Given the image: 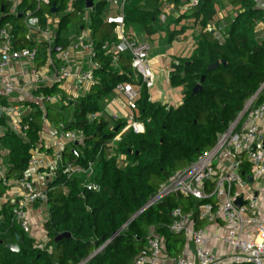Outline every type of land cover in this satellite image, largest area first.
I'll use <instances>...</instances> for the list:
<instances>
[{
	"label": "trees",
	"instance_id": "trees-1",
	"mask_svg": "<svg viewBox=\"0 0 264 264\" xmlns=\"http://www.w3.org/2000/svg\"><path fill=\"white\" fill-rule=\"evenodd\" d=\"M93 1L88 25L79 16L86 12V0H50L37 14L44 27L48 17L55 16L51 13L53 6L59 9L56 15L61 16L57 29L60 47L71 42L73 37L65 38V35L72 29L78 28L76 36L79 37L88 26L95 61L100 65L94 72L95 83L90 92L62 107L46 104L45 111L31 104L32 121L24 136L8 129L6 119L0 116V126L6 129L0 135V160L7 166L8 179L22 178L30 169L32 151L40 143L46 121L57 128L63 125L64 131L83 133L84 140L68 146L64 159L73 166L85 168L91 163L93 173L68 178L65 169L57 171L46 203L49 217L44 229L48 242L43 249L16 222L11 212L13 206L4 205L0 210V264H135L152 233L165 239L170 256L181 254L185 241L183 236L170 231L172 212L182 207L196 217L198 208L210 200L198 202L171 196L138 213L174 173L191 166L216 145L218 136L237 119L246 101L264 82V40L257 37V28L264 24V0H229L239 9L221 36L209 30L219 22L220 0H197L182 15L179 8L187 7L191 0H128L124 9L127 30L137 26L149 37L165 33L171 43L187 30L185 26L179 31L171 30L172 26L193 20L199 33L192 55L171 62V86L183 90V103L169 107L151 102L148 89L142 86L137 107L146 132L143 135L126 133L117 144L114 157L109 159L108 145L126 122L117 121L110 128L105 119L91 121L89 117L103 112L101 99L115 92L119 84L141 82L131 74L128 53L121 54L115 66L112 57L102 50L104 44L116 42V25L105 20L111 11L107 0ZM170 4L176 6L177 12L175 16L167 15V21L162 22L163 7ZM10 9L9 0H0V30L7 24L12 25L16 46L31 48L33 44L26 41L20 14L34 10V0H25L19 15H12ZM39 45L37 66L44 65L40 59L45 55V47ZM217 62L218 69L209 71L208 66ZM198 84L202 90L193 94ZM58 91L57 86H43L38 93L56 95ZM0 105H6L1 98ZM120 156L125 158L123 167L117 162ZM243 172L249 174L250 167L244 165ZM90 183L98 184L100 192L87 191ZM9 189L0 184V197ZM66 233L71 237L55 241L57 236ZM8 245H18L20 251L13 252Z\"/></svg>",
	"mask_w": 264,
	"mask_h": 264
},
{
	"label": "built area",
	"instance_id": "built-area-1",
	"mask_svg": "<svg viewBox=\"0 0 264 264\" xmlns=\"http://www.w3.org/2000/svg\"><path fill=\"white\" fill-rule=\"evenodd\" d=\"M24 1L9 0L10 13L19 15V8ZM34 2V10L22 13L26 41L33 44L31 48L16 46L12 25L7 24L0 30V98L6 102V105H0V116L6 119L8 129L21 136H24L29 128L33 108L29 105L16 106L12 102L16 94L33 96V103L39 105L43 111L46 104L61 103V98L65 99V103L75 101L72 94L63 98L60 92L56 95L38 93L43 87L38 79L35 80L36 76H39L37 72V61L41 51L39 44L45 47L44 67L51 73L49 76L51 88L57 86L59 90H64L63 84L69 81H73L77 88L92 87L95 83L94 72L100 68L95 61L94 44L88 26L83 28L81 36L67 46L60 47L57 45L59 22L54 17H48L43 27L37 15L43 7L50 4V0ZM127 2L128 0H107L108 9H118L119 13L106 14L107 23L116 25V42L104 44L102 50L107 56L112 57L115 66L120 55L128 53L131 56L132 70L141 84L138 90L133 84H119L115 90L124 94L127 100L124 108L128 109L130 114L126 125L108 145L109 159L114 157L117 144L126 133L132 131L138 135L145 134L146 127L140 120L137 101L142 86L148 90L152 89L157 78L149 62L150 45L132 40L127 35L124 15ZM197 3V0H191L184 9L187 12ZM92 10L86 9L85 13H79L86 25L91 21ZM168 14L169 10L166 7L161 15L162 22L166 21ZM209 30L217 32L218 35L223 32L222 28L214 25ZM58 47L62 50L57 53L55 49ZM79 51L89 54L88 70L75 69V66L71 65L72 53ZM15 64L19 65L18 71L12 70ZM89 118L91 121L100 120L98 114ZM57 129L60 138L69 145L84 140L82 132L64 131L63 125ZM5 130L0 126V135ZM117 162L120 167L126 165L124 156L118 157ZM244 165L250 167V173H245V176L242 175ZM61 168L65 169L68 178L74 174L90 176L93 173V164L90 163L87 168L73 166L65 161L63 151L56 152L52 160L47 161L45 157L38 155L36 149L32 151L29 170H36L41 176L40 179L32 180L27 172L22 178L8 179L7 166L0 160V184L10 187L14 181L20 189V194L7 203L13 206L11 212L16 222L31 237L36 226L31 222L30 212L37 205H46L50 184ZM248 177H252L253 181L250 182ZM252 184L257 186H250ZM86 190L100 192L101 189L98 184L90 183ZM171 196H183L198 202L210 201L198 208L196 217L193 212L187 213L182 207L172 212L170 231L185 239L181 254L170 256L165 239L152 233L135 264H264V82L258 92L246 101L237 119L218 136L216 145L191 166L174 173L138 214ZM238 200L242 201L241 206L236 204ZM198 222H204L207 226L199 227ZM39 247L43 249L44 245Z\"/></svg>",
	"mask_w": 264,
	"mask_h": 264
},
{
	"label": "crops",
	"instance_id": "crops-1",
	"mask_svg": "<svg viewBox=\"0 0 264 264\" xmlns=\"http://www.w3.org/2000/svg\"><path fill=\"white\" fill-rule=\"evenodd\" d=\"M221 3L218 6V17L220 16L219 22L217 23V25H214L217 28H222L224 31L227 26L234 20L236 13L233 15L232 17H228V12L227 14L225 13L224 15L221 13L222 10H228L229 7H231V9L235 10V12L238 11L239 8H235L233 7L229 0H220ZM168 8L169 10V14L168 16H175L177 10H176V6L173 4L170 5H166L163 7V9ZM237 10V11H236ZM115 14L117 15L119 13L118 9L113 8L111 11H109L107 14ZM180 13V11H179ZM181 15L183 13H180ZM167 16V17H168ZM54 19L57 22H60V19L57 18L56 16H54ZM167 21V19H166ZM165 21V22H166ZM194 22L193 20H189ZM186 22V20H185ZM185 22L182 21L181 24L179 26H185L187 28V30H185L184 34H179L178 36H180V38H178V36H176V38H174L173 42H168V38L166 37L165 33H159L156 34L154 36L149 37L148 35H146L145 33H142L140 31V39H137L135 37H133L131 35V29L128 30V37L132 40H135L137 42H144L147 43L148 40H152L155 43V48L156 50L162 51L163 49H166V52H161L159 55H156L154 58H150L149 55V62H150V66L151 68L155 71L156 75L159 76L158 74H166L167 76V84L169 85V89H167V91H163L160 90L158 87H153L155 88L154 91H152L151 89L148 90L149 91V96H150V101L151 102H157V103H161V104H166L169 107H178L183 103V90L180 88H173L171 86V82H170V72H171V62L173 59H186L189 58L192 53L194 52L196 46L193 48V46L195 45V38L196 36H198L199 33V29L196 26L195 30H190L189 27L187 25H185ZM195 23V22H194ZM59 25V23H58ZM262 25V24H261ZM179 26H172L171 30H175V31H179L180 27ZM194 26V25H193ZM260 26V25H259ZM197 32V33H196ZM194 34V35H192ZM189 37L191 39H189ZM65 38H70L69 36H67V34L65 35ZM76 37H73L72 40L76 39ZM178 38V39H177ZM71 39V38H70ZM71 40V41H72ZM68 45V44H67ZM66 45V46H67ZM64 47V46H62ZM188 52H191V55L186 56ZM57 61H59L58 57L56 56ZM41 62H44V59H40ZM88 61H89V54L86 52H74L72 53L71 56V65L75 66V69H83V70H88ZM39 60L37 61L38 64ZM45 63V62H44ZM44 65L41 66H37V72L39 74V76H36V79L39 84H41L42 86L45 87H50L51 83L49 81V76H50V72H47V68L44 67ZM13 71H18L19 70V65L15 64L12 67ZM158 72V74H157ZM49 74V75H48ZM64 90H59L58 93H61V96L64 98L66 97V95H70L72 94L74 99H78L82 96H85L86 94H88L91 90V87H82V88H77L75 86V83L73 81H69L65 84H63ZM135 88L138 90L140 88L139 84H135ZM82 91V94L81 92ZM34 95L37 96V94L34 93ZM112 97V101L109 102L108 106L106 107L105 110H103L102 113L98 114L99 118H103L104 117H108L109 119H113L115 120L114 122L117 121H121L124 120L127 123V117L130 114V111L128 109L124 108V103H126V98L124 96V94L119 93L118 91H115L111 94ZM141 97V93L139 95L140 99ZM12 102L16 105V106H20V107H26V106H31V104L33 103V96L25 94L24 96H21L19 94H16L13 99ZM62 103V102H61ZM60 103H57L56 105L58 106ZM32 107V106H31ZM110 112V115L108 114V112ZM109 115V116H108ZM106 121H108V119H105ZM109 122V121H108ZM49 125H46V124ZM60 135V132L58 131V129L56 127H54L52 124H50L49 121L45 122V129L44 132L41 134V139H40V143L37 147L38 150V155L41 157H45L47 159V161H51L53 158V155L58 152V151H63V153L65 152L66 148L68 146H70L68 143L66 145H63L60 140H62ZM58 138V139H56ZM41 173V172H40ZM44 172H42L43 174ZM27 175L32 179V180H39L40 179V175L38 172H36V170L31 169L29 171H27ZM20 194V189L18 188L17 184L12 181L11 185H10V189L7 191L6 194H4L2 197H0V210L3 208L4 205L7 204V202L11 201L12 199L16 198L17 195ZM31 222L34 224V226H36L34 228V235H32L41 245H46L48 242V238H44L42 240L37 239L36 235L40 234L43 235L39 228H40V224L44 225V222H46L44 220V217L48 216L49 217V211L46 205H37L35 206L31 212ZM47 217V219H48ZM207 225L203 222V223H199V227H206ZM45 230V229H44ZM184 239V237H182ZM185 241V239H184Z\"/></svg>",
	"mask_w": 264,
	"mask_h": 264
},
{
	"label": "rangeland",
	"instance_id": "rangeland-1",
	"mask_svg": "<svg viewBox=\"0 0 264 264\" xmlns=\"http://www.w3.org/2000/svg\"><path fill=\"white\" fill-rule=\"evenodd\" d=\"M184 1H186V0H184ZM179 10H180V13H186V9H184V7H180L179 8ZM230 10V12H228V14H227V11H229ZM237 11V10H236ZM221 13L224 15L225 13L228 15V17H232V14L234 15L235 13H237V12H235V10H233V9H231V7H229L228 8V10H222L221 11ZM56 16V19L57 18H61V16L60 15H55ZM218 19H220V16L218 17ZM73 22L74 23H76V20L75 19H73ZM184 22H185V20H184ZM185 25H187L188 27H189V29L190 30H195L196 29V23H194V22H192V21H189V20H186V22H185ZM194 25V26H193ZM180 28L182 27V26H179ZM130 29H131V35L133 36V37H135V38H137V39H140L141 37H140V29L137 27V26H132V27H130ZM77 33H78V28H75V29H72L70 32H69V34H67V36H69V37H74V36H76L77 35ZM197 33V32H196ZM127 34H128V30H127ZM129 35V34H128ZM192 35H194V34H192ZM219 36H221V34L219 35ZM257 37H258V39L259 40H264V24H262V25H260L258 28H257ZM178 38H180V36H178ZM177 38V39H178ZM189 39H191L190 37H189ZM147 43L150 45V51H149V55H150V58H154L156 55H159L161 52H166V49H163L162 51H159V50H156V48H155V43L152 41V40H148L147 41ZM195 47V45L193 46V48ZM189 55H191V52H188L187 53V55L186 56H189ZM132 72H131V74H132V76L136 79V80H138V82L140 81L139 79H138V77H136V74L133 72V70H131ZM157 74H158V72H157ZM159 76H157V78H156V83H155V85H156V87L155 88H159L160 90H163V91H167V89H169V85L167 84V76H166V74H161V73H159L158 74ZM135 86V85H134ZM155 88H152L151 90L152 91H154V89ZM81 92V94H82V91H80ZM94 92L96 93L97 91L96 90H94ZM183 92V91H182ZM112 95H109V96H107V97H104V98H102L101 99V101H100V104H101V107H102V109L103 110H105L106 109V107L108 106V104H109V102H111L112 101ZM61 102L62 103H60L58 106L60 107H62V106H64L65 105V99H62L61 98ZM108 112V111H107ZM108 114L110 115V112H108ZM108 115V116H109ZM105 119H108V121H109V124H110V128H112L113 127V125H114V121L115 120H113V119H109L108 117H104ZM56 139H58V138H56ZM60 142L63 144V145H66L67 144V142L66 141H64V140H60ZM250 186H252V187H256L257 185H255V184H252V185H250ZM48 217V216H47ZM47 217L45 216L44 217V220L46 219L47 220ZM45 220V221H46ZM39 230H40V232L43 234V235H36V237H37V239H39V240H42V239H44V238H46L47 236H46V232H45V230H44V225H42V224H40V228H39ZM35 233V232H34ZM34 233H33V235H34Z\"/></svg>",
	"mask_w": 264,
	"mask_h": 264
},
{
	"label": "water",
	"instance_id": "water-1",
	"mask_svg": "<svg viewBox=\"0 0 264 264\" xmlns=\"http://www.w3.org/2000/svg\"><path fill=\"white\" fill-rule=\"evenodd\" d=\"M93 7H94V1H93V0H86V9H87V10H90V9H93ZM58 11H59V9L56 8V5H54L53 8H52L51 13H52L53 15H56V14L58 13ZM20 17H22V14H20ZM61 50H62V49L58 47V48L55 49V52L58 53V52H60ZM219 65H220L219 62H217V63H215V64H211V65L208 66V70L211 71V72H212V71H215L216 69H218ZM203 81H204V78L202 79V82H203ZM201 90H202V86H201V84H198V85L194 88V90H193V94H197V93L201 92ZM115 131H117V129H116ZM78 144H79V143H76L75 145H78ZM129 152L131 153V150H130ZM242 175L245 176V173L243 172ZM248 180H249L250 182H252V181H253V178H252V177H248ZM236 204H237L238 206H241L243 203H242L241 200H238V201L236 202ZM70 237H71V234L66 233V234H63V235H59V236H57L55 241L58 242V241H60V240L68 239V238H70ZM7 248H8L9 250L13 251V252H16V253H18V252L20 251V248H19L18 245H8Z\"/></svg>",
	"mask_w": 264,
	"mask_h": 264
}]
</instances>
